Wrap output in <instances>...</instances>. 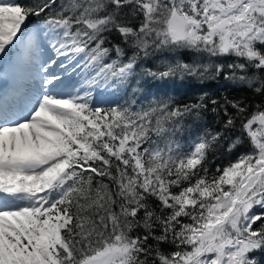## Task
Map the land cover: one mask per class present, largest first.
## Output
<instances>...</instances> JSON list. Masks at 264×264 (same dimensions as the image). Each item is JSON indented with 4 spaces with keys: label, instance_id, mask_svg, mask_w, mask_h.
Wrapping results in <instances>:
<instances>
[{
    "label": "snow or ice",
    "instance_id": "1",
    "mask_svg": "<svg viewBox=\"0 0 264 264\" xmlns=\"http://www.w3.org/2000/svg\"><path fill=\"white\" fill-rule=\"evenodd\" d=\"M17 41L39 86L0 99V264H260L250 254L264 250V102L249 113L225 98L223 128L182 143L184 118L203 103L133 110L135 100L100 97L162 49L209 62L165 60L139 74L211 69L264 96V78L247 74L264 72V0H0V54ZM227 56L237 59H211ZM237 120L241 135L226 149L246 136L250 150L211 169Z\"/></svg>",
    "mask_w": 264,
    "mask_h": 264
},
{
    "label": "trees",
    "instance_id": "2",
    "mask_svg": "<svg viewBox=\"0 0 264 264\" xmlns=\"http://www.w3.org/2000/svg\"><path fill=\"white\" fill-rule=\"evenodd\" d=\"M27 2V0H25ZM67 0H57V4L66 3ZM58 10L53 8V12ZM43 15L38 19L35 17H30L26 23L24 31L30 28L32 25L39 24ZM109 40L112 43H121L120 37L117 33L113 32L109 36ZM111 46V45H107ZM126 56L131 55L132 50L127 48L125 45ZM17 47L14 44L12 50H16ZM113 57L115 53H112ZM215 63H231L236 60V57H212ZM175 62L180 60L186 63H192L198 60L200 63H208L209 57L207 54H199L193 50L189 49H179L169 51L167 49L156 50L151 53L148 57H142L139 67L137 68V76L130 79L125 89H118L113 91L112 89L107 90L103 93L100 99L107 100L109 102L125 103L135 100L136 103L132 105L133 110H139L141 106H147L151 101L158 99H168L171 98L177 105L185 104H199L203 103L206 107L200 109V115L197 116L195 113L184 118V128L181 131L177 139L182 143H189L197 135L203 134L205 131H220L223 128V124L227 119L223 111L225 98L228 100H242L244 103L250 105L248 112L251 113L254 106L258 103L264 102V96L253 91V88L258 86L254 85L250 87L247 83L226 79L225 72L219 75H214L213 70H209L204 75H189L180 74L160 78L152 77L148 75L139 74L141 69L151 68L156 71L158 66L161 65L162 61ZM239 62H244L243 58ZM242 73H238L241 75ZM249 76H259L264 78V72L259 70L249 69ZM79 72L77 73V76ZM77 77L74 76L73 80ZM203 98V99H201ZM216 100L218 103L216 105L212 104V101ZM216 111H213V108ZM229 113H234L235 110L228 107ZM241 135L240 133V123L237 120L236 127L230 130V135L227 139L221 140L220 145L215 153H210L209 160L211 161L210 168L215 169L216 165H224L230 160H234L240 153L250 150V145L248 139L242 137V143L238 144L231 152L227 151L226 145L229 143L231 138ZM255 211H260L255 209ZM258 225H254L256 227ZM165 251L173 250L172 246L168 244L162 245ZM252 257H257L260 260V264H264V250H256L250 254Z\"/></svg>",
    "mask_w": 264,
    "mask_h": 264
},
{
    "label": "rangeland",
    "instance_id": "3",
    "mask_svg": "<svg viewBox=\"0 0 264 264\" xmlns=\"http://www.w3.org/2000/svg\"><path fill=\"white\" fill-rule=\"evenodd\" d=\"M37 25L38 24L32 25L30 28H28L26 33L31 32V30ZM41 42H42L41 52L37 53V55L41 59H44L48 55H51V52L47 48L46 41H44L43 38H41ZM15 45L17 47L16 50H12L13 47L12 46L8 49L6 54H0V99H2L5 95L11 98L17 94L24 92L27 83L29 81H33L34 86H36L37 88L39 86V78L38 76H34V74L29 70V66H28L29 62L27 58L18 59L21 57V51H20L21 46L19 41H17ZM17 69L19 70V72H21L22 75H19L17 73V75H19V80L17 82L18 85H16V87H12V85L10 84L11 80H7L8 78L6 77L9 76L8 73L10 71H12V73L15 74ZM52 70L59 71V68L54 67ZM24 76L26 77L24 78Z\"/></svg>",
    "mask_w": 264,
    "mask_h": 264
},
{
    "label": "bare ground",
    "instance_id": "4",
    "mask_svg": "<svg viewBox=\"0 0 264 264\" xmlns=\"http://www.w3.org/2000/svg\"><path fill=\"white\" fill-rule=\"evenodd\" d=\"M7 73H8V70H7ZM17 73L19 74V75H22L21 74V72H19V70L17 69L16 70V72H15V74L14 73H12V71H10L9 73H8V75L9 76H7L6 78H8L7 80H11L10 81V84L12 85V87H16V85H18V80H19V75H17ZM26 76H24V78H25ZM12 90V89H11ZM15 90V89H14Z\"/></svg>",
    "mask_w": 264,
    "mask_h": 264
}]
</instances>
